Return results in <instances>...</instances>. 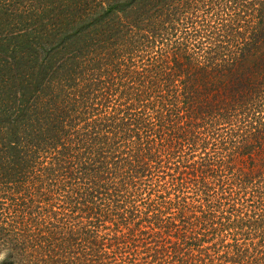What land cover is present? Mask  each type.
<instances>
[{"label": "trees", "instance_id": "trees-1", "mask_svg": "<svg viewBox=\"0 0 264 264\" xmlns=\"http://www.w3.org/2000/svg\"><path fill=\"white\" fill-rule=\"evenodd\" d=\"M65 1L0 35V264H264V0Z\"/></svg>", "mask_w": 264, "mask_h": 264}, {"label": "rangeland", "instance_id": "rangeland-1", "mask_svg": "<svg viewBox=\"0 0 264 264\" xmlns=\"http://www.w3.org/2000/svg\"><path fill=\"white\" fill-rule=\"evenodd\" d=\"M19 2L20 1L14 0L10 2V4L0 7V9H6V7H8V10L6 9L7 15L5 13L0 14V21H4L0 25V35L2 37L9 36V34L12 36L15 34V36H17L19 28H23L24 31L30 33V40L33 39V43L36 45L35 48H37V50L27 47L26 54L30 56V60L27 62L21 55L18 57L15 47L19 45V42L14 40L12 45L6 48L0 56L6 58L10 65H12L18 57L22 62V65L19 67L21 68V73L19 74L27 72L26 74L30 73L34 76L33 69L37 66L35 65V61H39L43 58L46 50L55 47L58 41L54 38H57L59 34L63 35L62 28L59 24L63 19L71 18L69 12L72 11L73 8L72 5L65 0H54L53 3L45 0L35 1L29 4ZM80 12L82 13V9ZM57 25L58 28L54 30ZM12 52L16 54L14 61L11 59V57L14 56ZM36 56H38V58H36ZM3 75L4 72L0 76ZM22 82H24L22 77L16 74V68L15 65H13L9 69L7 75L0 77V88L4 89L5 94H7L6 91L18 92V90L23 87Z\"/></svg>", "mask_w": 264, "mask_h": 264}]
</instances>
